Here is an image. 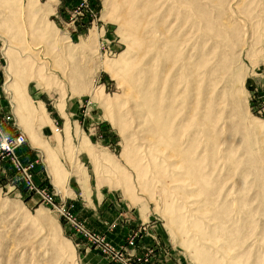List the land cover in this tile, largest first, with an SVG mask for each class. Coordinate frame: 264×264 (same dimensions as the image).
Here are the masks:
<instances>
[{"label":"rangeland","instance_id":"374dc122","mask_svg":"<svg viewBox=\"0 0 264 264\" xmlns=\"http://www.w3.org/2000/svg\"><path fill=\"white\" fill-rule=\"evenodd\" d=\"M1 133L0 264H264V0H0Z\"/></svg>","mask_w":264,"mask_h":264},{"label":"built area","instance_id":"2783aa9c","mask_svg":"<svg viewBox=\"0 0 264 264\" xmlns=\"http://www.w3.org/2000/svg\"><path fill=\"white\" fill-rule=\"evenodd\" d=\"M10 117V116H8ZM0 134V147L3 150H8L10 153L11 164L14 167L16 174L19 177V180L23 183V185L28 189L35 192L39 197H42L44 200H50L51 196L49 192L42 186L38 185L35 182V160H29L27 163L23 162L20 155L16 153V150L23 145L25 142V138L23 135H18L14 139H10L7 136Z\"/></svg>","mask_w":264,"mask_h":264},{"label":"crops","instance_id":"0c3cea01","mask_svg":"<svg viewBox=\"0 0 264 264\" xmlns=\"http://www.w3.org/2000/svg\"><path fill=\"white\" fill-rule=\"evenodd\" d=\"M29 160H34V159H29ZM28 161V160H27Z\"/></svg>","mask_w":264,"mask_h":264},{"label":"bare ground","instance_id":"6f19581e","mask_svg":"<svg viewBox=\"0 0 264 264\" xmlns=\"http://www.w3.org/2000/svg\"><path fill=\"white\" fill-rule=\"evenodd\" d=\"M36 50V49H35Z\"/></svg>","mask_w":264,"mask_h":264}]
</instances>
